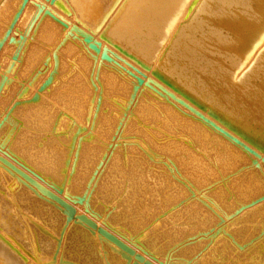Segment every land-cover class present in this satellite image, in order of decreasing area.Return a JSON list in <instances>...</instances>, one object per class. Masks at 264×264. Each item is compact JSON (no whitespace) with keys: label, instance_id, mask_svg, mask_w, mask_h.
<instances>
[{"label":"bare ground","instance_id":"6f19581e","mask_svg":"<svg viewBox=\"0 0 264 264\" xmlns=\"http://www.w3.org/2000/svg\"><path fill=\"white\" fill-rule=\"evenodd\" d=\"M23 1L0 0V264H264V0L179 19L178 68L154 40L187 0L53 5L152 61L173 102Z\"/></svg>","mask_w":264,"mask_h":264},{"label":"rangeland","instance_id":"374dc122","mask_svg":"<svg viewBox=\"0 0 264 264\" xmlns=\"http://www.w3.org/2000/svg\"><path fill=\"white\" fill-rule=\"evenodd\" d=\"M186 1V0H185ZM205 0H187V3L183 5L181 8L179 7L176 9V14H175V20L171 22V24H168L165 27V30L163 34L159 35L158 38H154L156 45H157V50H162L164 51V57L165 58V66H173L177 67V64H181L182 62L185 63V61H181L174 58L173 51L176 49L174 47V43H170V48L168 47V39L170 32L174 30L178 25H179V19L181 18H186V17H191L193 14H196V16L201 19L205 15H207V12L212 11L211 5H207L206 8L198 9L202 2ZM215 1L218 4H222L227 0H212ZM58 0H24L23 4H31L34 5L35 8L37 9L38 13L40 14H46L50 15V11H52L53 5L55 6ZM213 6V5H212ZM223 7V6H221ZM59 10V11H58ZM57 12H55V9H53V13L55 14L53 18L60 24L62 30L64 33H66L65 36H70L74 40L79 42V45H81V49H85L88 51L89 57L93 60V63L98 66H105L109 67L117 72H120V74L125 77V78H131L135 82V90L139 91L141 89H149L152 91L155 95H157L159 98H161L162 101H169L173 102L172 98H174L173 94H177L178 88L176 86H172L170 83V78L164 76L162 73H160L158 70L153 71V66L154 64L152 61H141L136 59L132 53L127 52V51H121L119 49H115L113 46H110L108 42L101 38L99 35V31H93V30H87L84 27H82L79 22L76 20V18L73 17V13L67 8H60L58 9ZM242 12V15L240 14L239 17L241 19H238L240 23H244L245 21L242 19L247 20L249 18V15L247 13ZM255 13V12H254ZM246 14V15H245ZM56 16L58 18H61V20H57ZM208 16H206L207 18ZM238 17V18H239ZM248 17V18H246ZM251 19V18H250ZM258 20H260L258 18ZM244 21V22H241ZM260 22V21H259ZM160 26V25H159ZM157 28V25L155 26H148L146 30L149 32L152 29ZM9 35L11 34V31L8 33ZM136 40L139 39H134L132 40V43L135 42ZM145 45V42H139L137 44L139 45H134V46H142L140 45ZM155 45V46H156ZM167 49L165 51V48ZM174 47V48H173ZM173 48V49H172ZM171 50V52H170ZM196 50V49H195ZM86 51V52H87ZM170 59V60H169ZM248 70V67L242 69L240 72H237L236 75L232 76L231 81L226 85V86H218V82L215 81L214 87L211 89L206 90V94H209L212 96H224L227 95L228 93L231 94L232 91H234V84L239 80L240 76ZM179 71H176V73ZM152 75V76H151ZM220 83V82H219ZM212 84V82H211ZM212 84V85H213ZM221 87V88H220ZM192 105L194 109H202L207 111L205 108L201 107L200 104L196 103V100L193 98L189 97L188 100ZM200 108V109H199ZM129 108H127L128 111ZM200 113L201 110H200Z\"/></svg>","mask_w":264,"mask_h":264}]
</instances>
